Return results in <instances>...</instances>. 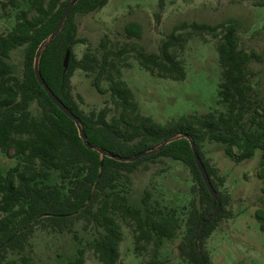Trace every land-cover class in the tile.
Returning <instances> with one entry per match:
<instances>
[{"label": "trees", "instance_id": "16d2710c", "mask_svg": "<svg viewBox=\"0 0 264 264\" xmlns=\"http://www.w3.org/2000/svg\"><path fill=\"white\" fill-rule=\"evenodd\" d=\"M25 1L29 8L17 14L9 33L0 35V150L19 161L5 174L0 171V264L10 250L24 249L37 226L64 232L80 220L102 230L90 245L99 262L118 264L123 242L119 219L133 228L136 252L149 257L145 264H161L159 249L165 240L177 235L178 218L154 210L148 192L143 198V216L117 191L119 183L130 179L141 165L160 158L189 167L201 194L202 210L193 205L184 240L179 246L180 255L190 264H210L204 240L212 234L221 215L210 221L197 240L202 225L213 216L218 203L204 183L192 147L194 145L204 163L217 194V170L204 156L205 142L225 145L226 155L238 163L252 159L260 150L264 166V104L259 102L250 85L248 70L252 62L262 61L261 56L239 47L235 22L227 29L225 24L184 23L167 36L159 53H147L134 43L110 50L109 40H103L100 56L87 52L79 60L74 47L85 40L78 38L76 17L95 13L109 3V0H79L58 37L43 52L40 71L56 97L80 119L91 146L118 158H129L169 141L164 148L135 162H120L102 157L84 144L74 121L54 104L35 74L36 53L55 31L71 0ZM263 1L257 5L264 7ZM160 3L163 5V0ZM0 5H3L2 0ZM221 29L226 31L219 37ZM125 34L129 39H140L143 28L131 22L126 25ZM206 35L219 38L217 51L223 81L218 95L226 104L227 112L190 114L166 124L143 115L133 91L119 77V63L133 56L152 76L183 81L186 69L179 55L189 39ZM22 47L25 61L20 77L14 73L9 60L11 53ZM68 50L71 58L65 71ZM77 70L94 76V88L100 94L110 93L113 108L106 106L89 114L80 108L71 84ZM103 81L109 82L107 90L102 88ZM33 104L37 105V115L31 110ZM54 173L59 174V185L48 183ZM259 177L264 181V168ZM219 202L222 208L227 201L220 196ZM256 218L264 230V211L258 210ZM85 262V252L80 250L78 258L69 264Z\"/></svg>", "mask_w": 264, "mask_h": 264}, {"label": "rangeland", "instance_id": "374dc122", "mask_svg": "<svg viewBox=\"0 0 264 264\" xmlns=\"http://www.w3.org/2000/svg\"><path fill=\"white\" fill-rule=\"evenodd\" d=\"M0 5V35L9 33L15 25L16 16L29 8L25 0H2ZM261 0H109L101 10L77 16L78 38L85 40L74 47L77 59L87 52L102 54L100 44L109 40L108 49L117 50L126 44H137L147 53H159L162 42L181 24H237L236 36L239 47L247 52H256L261 62H252L248 68L250 85L264 104V7ZM264 2V1H263ZM131 22L143 28L140 39H129L125 27ZM226 29L219 31V37ZM219 38L206 35L194 36L180 53L186 69L183 81H172L152 76L134 57L119 63L120 79L133 91L140 112L160 124L190 114L209 112L226 113L227 106L218 95L223 81L217 44ZM25 48L11 53L9 60L17 76H22ZM94 76L77 70L71 77L72 94L80 108L87 114L100 111L106 106L113 108L110 93L100 94L93 86ZM109 82L103 81L107 90ZM37 115V105L31 107ZM110 118V117H109ZM203 153L209 164L217 170L220 196L226 204L220 208L212 234L204 240L210 264H264V230L256 218L258 210L264 211V181L259 174L263 152L258 150L252 159L236 162L226 155V146L205 142ZM235 152H238L235 149ZM19 161L0 150V171L6 173ZM130 179L122 180L117 191L128 199L131 208L145 216L143 198L148 192L150 205L166 216L175 215L180 224L177 235L165 240L159 249L161 264H190L179 252L183 242L189 215L195 205L202 210L201 194L189 167L179 161L160 158L141 165ZM222 180V182L220 181ZM58 173L48 181L60 184ZM1 217V213H0ZM123 242L120 246L118 264H145L147 254L135 250L133 228L119 219ZM102 230L87 221H75L60 232L53 227L37 226L25 242L23 250L9 251L1 264H69L85 252V264H102L90 245L98 239Z\"/></svg>", "mask_w": 264, "mask_h": 264}, {"label": "water", "instance_id": "95a60500", "mask_svg": "<svg viewBox=\"0 0 264 264\" xmlns=\"http://www.w3.org/2000/svg\"><path fill=\"white\" fill-rule=\"evenodd\" d=\"M79 0H71L67 6L65 7L64 11H63V14L61 16V19L55 29V31L53 32V34L47 39L45 40L39 50L37 51L36 53V56H35V62H34V69H35V74L39 80V82L41 83V85L43 86L44 90L47 92L48 96L50 97V99L54 102V104L56 106H58V108L67 116L69 117L71 120L74 121V123L76 124V126L78 127V130H79V136L80 138L83 140L84 144L88 147V148H91V149H94V150H97L102 157H109V158H112V159H115L117 161H120V162H135L141 158H144L148 155H151L153 153H155L156 151L164 148L168 143L169 141L159 145L157 148L151 150V151H148V152H145V153H141L137 156H134V157H129V158H118L116 156H113V155H110V154H107L106 152L102 151V150H99L97 149L96 147H93L90 145V143L88 142V139H87V136L84 132V130L82 129L81 127V121L80 119L59 99L56 97V95L54 94V92L50 89V87L48 86V84L46 83L45 79L43 78L42 74H41V71H40V61H41V56L43 54V52L45 51V49L51 45L54 40L58 37V35L60 34L66 20L68 19L72 9L74 8V6L78 3ZM70 58H71V51L68 50L66 52V55H65V59H64V69L65 71L68 69L69 67V63H70ZM193 149V152H194V157H195V161H196V164L198 166V169L201 173V176L204 180V183L208 189V191L210 192L212 198L214 200L217 201L218 205H217V209L215 210L213 216L211 218H209L201 227L196 239L198 240L200 238V236L203 235L204 233V230L205 228L208 226V224L210 223L211 220L213 219H216L219 212H220V208H221V204L219 202V198H218V195L212 185V182L208 176V173H207V170H206V167L204 165V163L202 162L200 156L198 155L197 153V150L196 148L192 147Z\"/></svg>", "mask_w": 264, "mask_h": 264}]
</instances>
